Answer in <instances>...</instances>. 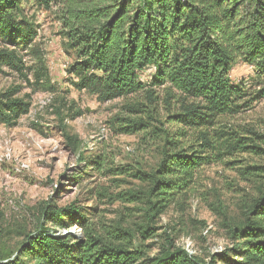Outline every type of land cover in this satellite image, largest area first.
<instances>
[{"label":"trees","instance_id":"16d2710c","mask_svg":"<svg viewBox=\"0 0 264 264\" xmlns=\"http://www.w3.org/2000/svg\"><path fill=\"white\" fill-rule=\"evenodd\" d=\"M24 1L0 0V39L27 48L34 44L37 31L22 8ZM33 1L44 10L55 9L59 35L75 56L68 73L78 91L94 94L100 102L145 92L153 103L155 88L163 89L178 107L173 119L198 135L196 143L167 141L173 148L165 150L154 171L141 174L153 184L156 201L150 209L164 203L159 207L162 212L175 195L187 191L218 149L264 159V133L253 128L243 130L249 136L237 130L210 133L222 117L240 114L264 99V0ZM36 54L39 65L27 67L16 49L2 48L0 71L8 66L28 83L32 74V85L46 87L48 71L41 54ZM240 62L255 70L250 86L232 80ZM148 69L155 73L147 85L142 76ZM17 94L16 88L0 91V126H15L30 112V96ZM54 113L64 124L67 117L75 119L84 111L63 97ZM142 126L132 122L125 131L134 134ZM61 130L68 142L78 143L66 126ZM93 163L97 170L106 164L100 156ZM250 169L261 178L262 193L246 209L244 226L233 230V251L242 257L240 264H264V166ZM65 217H73L70 223L80 226L79 236H57L43 228L29 235L20 256L7 264H205L171 238L148 257L128 228L94 222L76 205H48L42 212L44 220L56 225L66 226ZM142 235L147 239L150 229Z\"/></svg>","mask_w":264,"mask_h":264},{"label":"rangeland","instance_id":"374dc122","mask_svg":"<svg viewBox=\"0 0 264 264\" xmlns=\"http://www.w3.org/2000/svg\"><path fill=\"white\" fill-rule=\"evenodd\" d=\"M22 8L37 31L34 44L24 48L0 39V49H16L27 67L39 65V52L50 83L32 85V74L28 83L8 66L0 71V91L16 88L17 95L30 96L32 102L17 125L0 126V263L19 257L28 236L43 228L57 236L80 235V226L70 223L73 217L63 219L66 226L44 220L42 212L48 205H76L94 222L128 228L148 257L171 238L205 264L243 262L233 251V230L244 226L246 209L262 193L261 178L250 168L264 166V159L218 149L187 191L175 195L162 212L159 207L164 203L150 209L156 201L153 184L142 180L141 174L154 171L165 150L173 148L167 141L196 143L198 135L173 119L178 107L163 89L155 88L153 103L145 92L100 102L96 95L78 91L68 73L75 56L59 35L55 9L44 10L33 0H25ZM154 73L153 69L143 72L147 85ZM231 77L250 86L255 70L240 62ZM63 97L84 111L75 119L67 117L64 124L54 113ZM132 122L143 126L134 134L126 133ZM63 126L77 137L76 145L67 141ZM248 128L264 133V99L240 114L222 117L210 133L237 130L247 135L243 130ZM96 156L105 160V168L93 169ZM148 229L151 235L144 239Z\"/></svg>","mask_w":264,"mask_h":264}]
</instances>
